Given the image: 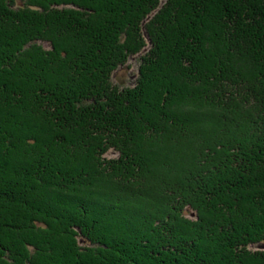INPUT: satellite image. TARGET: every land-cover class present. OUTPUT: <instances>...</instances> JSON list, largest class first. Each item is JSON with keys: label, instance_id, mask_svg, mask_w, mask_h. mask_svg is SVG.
I'll return each mask as SVG.
<instances>
[{"label": "trees", "instance_id": "16d2710c", "mask_svg": "<svg viewBox=\"0 0 264 264\" xmlns=\"http://www.w3.org/2000/svg\"><path fill=\"white\" fill-rule=\"evenodd\" d=\"M165 144L182 165L148 186ZM262 244L264 0H0V264H264Z\"/></svg>", "mask_w": 264, "mask_h": 264}, {"label": "rangeland", "instance_id": "374dc122", "mask_svg": "<svg viewBox=\"0 0 264 264\" xmlns=\"http://www.w3.org/2000/svg\"><path fill=\"white\" fill-rule=\"evenodd\" d=\"M22 3V1L20 2V4ZM76 10H78L79 12H82V10L80 8H77ZM78 11H75L76 13H78ZM91 16V15H90ZM44 46L46 48L49 47L47 41L43 42ZM138 60L136 57L131 58L128 63L126 65H123L122 67H120L116 74H115V80L114 82L120 86V87H124L130 84H134L135 79L138 76ZM203 123V122H202ZM232 123V122H231ZM209 124H204V126H206V132H208L209 130L211 131V127L209 128L208 126ZM203 124H200L199 127H204ZM232 127H234L232 125ZM232 132V130H231ZM235 130L232 132L234 134ZM153 143L150 144V142H148V146L150 149L152 147H154L155 149L157 147V144H155L154 141H152ZM175 144H177V142H174ZM182 144H184V142L181 140V144L180 146H178V151L177 150H172V151H176L180 153V149H182ZM170 145V144H169ZM166 149V144L164 146V148L166 149V156H162L159 153H152L151 155H153V157L157 160L156 162H153L155 160H152V163L149 167V171L145 169V171L143 172V174H145L146 176H148L149 182H148V186L150 185L151 187L154 186L158 181H160V177L164 176V175H168L171 174V172L173 173L174 168L177 169V167H180L179 164H181L182 161V156L181 158L178 156V154L176 152H170L169 151V146ZM178 145V144H177ZM115 149H111L109 151L108 154H106V158L107 159H113L114 157L118 156V153L115 152ZM182 165V164H181ZM188 169L186 168V171ZM187 173V172H186ZM179 174L177 171H175V175L177 176V178H179L178 176H181L179 178V180H186L188 182H191L190 180L194 181V177L196 176V173L190 172L189 175L187 174ZM159 179V180H158ZM153 184V185H152ZM147 186V187H148ZM148 191V190H147ZM191 216V215H190ZM256 249H260L263 250L264 249V244L260 245V246H256Z\"/></svg>", "mask_w": 264, "mask_h": 264}]
</instances>
